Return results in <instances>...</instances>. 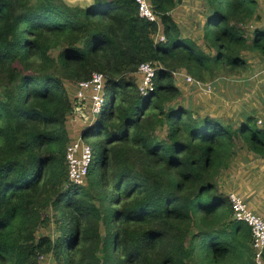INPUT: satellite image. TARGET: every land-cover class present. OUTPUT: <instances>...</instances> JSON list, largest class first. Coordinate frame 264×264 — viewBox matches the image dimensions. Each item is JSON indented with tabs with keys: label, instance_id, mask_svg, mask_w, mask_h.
Masks as SVG:
<instances>
[{
	"label": "trees",
	"instance_id": "obj_1",
	"mask_svg": "<svg viewBox=\"0 0 264 264\" xmlns=\"http://www.w3.org/2000/svg\"><path fill=\"white\" fill-rule=\"evenodd\" d=\"M182 2L151 0L159 24L135 0H0V264H256L219 180L238 149L264 159V124L199 115L175 73L211 83L245 71L246 53L264 56L259 1L205 0L203 47L172 16ZM143 63L159 68L147 95ZM94 73L107 100L83 133L93 161L77 185L67 123L81 103L67 82ZM50 213L54 233L39 236Z\"/></svg>",
	"mask_w": 264,
	"mask_h": 264
},
{
	"label": "rangeland",
	"instance_id": "obj_2",
	"mask_svg": "<svg viewBox=\"0 0 264 264\" xmlns=\"http://www.w3.org/2000/svg\"><path fill=\"white\" fill-rule=\"evenodd\" d=\"M258 1V14L261 19L258 22H253V27H264V0ZM71 2L76 4L77 1ZM204 3L205 0H183L172 12L174 20L182 31V36L192 38L200 46H202L203 28L207 13ZM75 4H72V6L85 7V5L80 3ZM162 31L163 27L157 35L159 40L163 35ZM206 52H209V50H206ZM57 55L58 53L53 54L54 57H57ZM245 58L248 62L245 71L234 74L228 71H221L215 81L213 79L211 83H204V85L213 83L214 88L211 86L212 93L209 94L204 93L198 87L188 86L184 77H174L175 82L183 89L184 104L190 105L201 116L230 120L235 126L250 115L255 117L256 122L259 119L264 121V56L258 53H246ZM137 79L138 85L141 86L142 78L137 76ZM230 80H234L233 85L227 83ZM70 85L67 82L68 89L71 88L75 91V86ZM87 104L85 108V112L88 115L86 122L82 121L80 127H74L68 121L67 128L73 137L72 142L81 140L92 147L91 138L87 137L85 139L83 133L88 127H92L97 123L98 118H94L90 113L88 100ZM71 119L72 117H70ZM77 122H80L79 118L76 119L73 125L77 124ZM71 129H75V131H71ZM219 189L229 199V196L233 193L241 194L246 198L251 208L264 217V159H260L246 150L238 149L232 165L220 177ZM43 215V217L47 218V213ZM50 216L51 226H41L38 231L39 236L54 233L55 219L51 213ZM40 261L41 264H56L52 256L49 255L41 257Z\"/></svg>",
	"mask_w": 264,
	"mask_h": 264
},
{
	"label": "built area",
	"instance_id": "obj_3",
	"mask_svg": "<svg viewBox=\"0 0 264 264\" xmlns=\"http://www.w3.org/2000/svg\"><path fill=\"white\" fill-rule=\"evenodd\" d=\"M135 2L138 5L141 18L160 24V18L154 12L151 0H135ZM160 40L164 41L165 37L162 35ZM158 69L155 63H143L139 67L137 76L142 78L140 91L143 95L154 90V80ZM175 77H184L185 82L189 85L202 89L206 94L212 93L211 85H204L183 72L175 73ZM76 97L81 103V106L77 108L81 113L80 122H86L88 118L85 112L88 105L87 100L92 116L94 118L100 117L107 99L104 76L94 73L89 80L80 82L76 88ZM263 124V120H258L259 126ZM92 161L93 151L88 143L81 140L70 143L66 151V163L71 182L77 185L85 184ZM229 197L234 219L246 223L251 229L256 264H264V217L255 212L241 194L233 193Z\"/></svg>",
	"mask_w": 264,
	"mask_h": 264
},
{
	"label": "water",
	"instance_id": "obj_4",
	"mask_svg": "<svg viewBox=\"0 0 264 264\" xmlns=\"http://www.w3.org/2000/svg\"><path fill=\"white\" fill-rule=\"evenodd\" d=\"M67 4L72 5L75 3H72L71 1H77L75 5L80 3L81 5L89 6L93 3V0H64Z\"/></svg>",
	"mask_w": 264,
	"mask_h": 264
},
{
	"label": "crops",
	"instance_id": "obj_5",
	"mask_svg": "<svg viewBox=\"0 0 264 264\" xmlns=\"http://www.w3.org/2000/svg\"><path fill=\"white\" fill-rule=\"evenodd\" d=\"M233 82H234V80L227 81V83H228L229 85H233V84H232ZM215 85H216V84H215ZM211 86L214 88L213 83L211 84ZM75 88H76V86H75ZM75 90H76V89H75ZM213 92H214V90H213ZM70 123H71V124H74L75 122H73V121L70 120ZM80 124H81V122H77V124H75V125H73V126H74V127H76V126L80 127Z\"/></svg>",
	"mask_w": 264,
	"mask_h": 264
},
{
	"label": "clouds",
	"instance_id": "obj_6",
	"mask_svg": "<svg viewBox=\"0 0 264 264\" xmlns=\"http://www.w3.org/2000/svg\"><path fill=\"white\" fill-rule=\"evenodd\" d=\"M77 86H78V84L76 85V88H77ZM76 88H75V89H76ZM106 95H107V94H106ZM106 100H107V99H106ZM97 118L99 119V117H97ZM259 120H260V119H259ZM257 124H258V121H257ZM88 128H90V127H88ZM88 128H87V129H88ZM87 129H86V130H87ZM82 139H83V138H82Z\"/></svg>",
	"mask_w": 264,
	"mask_h": 264
}]
</instances>
